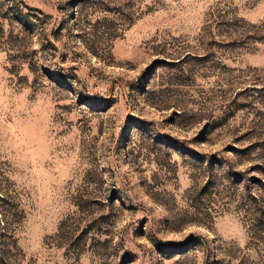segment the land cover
Segmentation results:
<instances>
[{"label": "rangeland", "instance_id": "obj_1", "mask_svg": "<svg viewBox=\"0 0 264 264\" xmlns=\"http://www.w3.org/2000/svg\"><path fill=\"white\" fill-rule=\"evenodd\" d=\"M0 264H264V0H0Z\"/></svg>", "mask_w": 264, "mask_h": 264}]
</instances>
